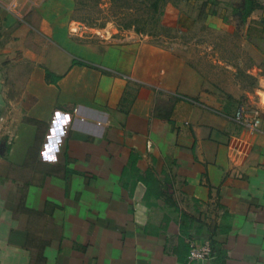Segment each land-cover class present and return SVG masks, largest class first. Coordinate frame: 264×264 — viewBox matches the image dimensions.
<instances>
[{"label":"crops","instance_id":"obj_1","mask_svg":"<svg viewBox=\"0 0 264 264\" xmlns=\"http://www.w3.org/2000/svg\"><path fill=\"white\" fill-rule=\"evenodd\" d=\"M13 1L0 0V264H264V107L252 131L172 51L116 28L82 42L60 8ZM251 1L245 15L246 0H200L232 11L264 69ZM189 239L213 257L189 262Z\"/></svg>","mask_w":264,"mask_h":264},{"label":"rangeland","instance_id":"obj_2","mask_svg":"<svg viewBox=\"0 0 264 264\" xmlns=\"http://www.w3.org/2000/svg\"><path fill=\"white\" fill-rule=\"evenodd\" d=\"M40 4L48 13L55 8L64 11L70 31L82 33V42L87 37L99 36L101 29H117L120 24L110 14L109 0H40ZM201 4L196 0L191 9L185 0H167L159 24L150 21L146 25L148 35L141 37L172 51L194 74L201 76L209 93L230 101L232 107L244 98L257 97L255 89L264 69L244 44L243 31L232 29V11L224 13L213 3L209 8H201Z\"/></svg>","mask_w":264,"mask_h":264},{"label":"trees","instance_id":"obj_3","mask_svg":"<svg viewBox=\"0 0 264 264\" xmlns=\"http://www.w3.org/2000/svg\"><path fill=\"white\" fill-rule=\"evenodd\" d=\"M97 1L99 2L100 0ZM166 2L167 0H109L110 14L120 23L117 25L119 31L132 29L137 35H148L147 33L149 32L146 29V25L150 21L156 25L159 24ZM246 4L245 15L255 5L251 0H246ZM58 78L45 69V81L47 83H56ZM187 219L188 217L183 214L182 220ZM210 244L214 252L212 240Z\"/></svg>","mask_w":264,"mask_h":264},{"label":"built area","instance_id":"obj_4","mask_svg":"<svg viewBox=\"0 0 264 264\" xmlns=\"http://www.w3.org/2000/svg\"><path fill=\"white\" fill-rule=\"evenodd\" d=\"M17 6L14 0L7 10L14 12ZM257 105L241 101L234 113L233 120L252 131H257L262 125L261 107H264V80H261L257 89ZM259 105V106H258ZM213 257V249L209 241L197 244L192 239L188 240L187 259L189 262H205Z\"/></svg>","mask_w":264,"mask_h":264}]
</instances>
